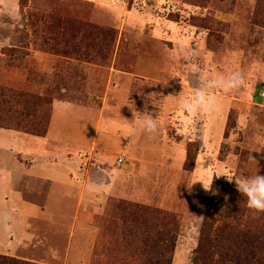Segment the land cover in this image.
<instances>
[{"label": "rangeland", "instance_id": "374dc122", "mask_svg": "<svg viewBox=\"0 0 264 264\" xmlns=\"http://www.w3.org/2000/svg\"><path fill=\"white\" fill-rule=\"evenodd\" d=\"M95 1L93 14L111 24L64 18L71 10L87 8L75 0H27L25 5L0 0V123L11 126L0 128V243L17 235L21 223L53 226L49 212L43 215L46 221L19 218L10 190L32 189L27 199L43 202L32 188L35 169L16 167L15 153L24 159L53 155V147L42 142L54 100L70 99L100 127L99 146L112 140L103 157L104 176H124L120 193L145 200L108 199L110 204L131 202L143 212L124 219L112 213L106 219L99 264H156L159 257L165 264L170 259L171 264H264V213L249 210L228 180L264 175V0ZM58 12L63 17L54 26ZM58 29L89 37L53 40ZM53 48L97 62L98 69L90 71L88 80L84 76L55 85ZM115 51L119 66L111 69ZM233 72L243 75L245 86L229 93L213 89L221 100L218 109L192 115L181 108L203 79ZM8 90L40 95L49 105L6 108ZM82 93L88 99L79 100ZM145 112L156 118L154 134L140 127ZM120 121L134 129L131 152L143 148L146 158L156 162L165 147L169 164H140L131 170L129 147L114 142ZM187 148L198 152L192 170L184 167ZM54 154L60 159L63 151ZM216 178L224 195L208 209L211 194L203 183L211 186ZM19 179L27 184L20 185ZM163 233L167 240L173 237L170 248Z\"/></svg>", "mask_w": 264, "mask_h": 264}, {"label": "crops", "instance_id": "0c3cea01", "mask_svg": "<svg viewBox=\"0 0 264 264\" xmlns=\"http://www.w3.org/2000/svg\"><path fill=\"white\" fill-rule=\"evenodd\" d=\"M75 1L83 2L87 8L71 10L64 18L72 17L81 22L100 25L109 23L107 19L100 20L96 14H93L91 8L96 6L95 0ZM126 4H128L127 1ZM62 13H59L57 18L54 16V26L61 23L59 19L63 17ZM80 33L81 35L73 34L67 30L58 29L57 32L53 31V40L89 37L83 35V32ZM70 51L66 48L58 50L53 48L50 61L51 64L53 63L55 85H58L57 82L60 80L71 78L82 81L84 76L88 80L90 71L98 69L94 64L97 62L84 60ZM113 54L116 57L111 62V69H114L117 64L119 66L118 53L115 51ZM77 71L81 72L78 78L73 73ZM81 97L79 100L84 101L87 95L82 93ZM74 102L76 101L70 99L54 100L53 118L42 142L53 147L51 149L53 155L40 152L44 154V158H41V155L39 158L38 155H34L30 159H24L21 153H15L16 167L20 166L25 170L35 169L36 175L33 179L36 184L32 188L36 193L40 192L38 194L43 198V202L37 203L26 197L33 193L32 189H26L27 193L22 189L12 188L10 194L14 201L12 197L11 199L16 203L19 218L46 221L48 219H44L43 215L49 212L53 226L33 225L35 227L33 228L31 225L21 223L17 235H8L7 239L1 241L0 254L36 264H99L98 262L102 261L99 249L103 247L106 239L105 221L113 213V206L108 199L114 197L129 201H145L135 196L125 197L120 193V185L123 184L120 177L123 179L124 176H104L102 173L103 157L109 155L107 148L112 140L109 139L104 146H99L100 127L96 128L92 123L90 119L92 116L89 117L86 108H81ZM116 125L122 126L114 142L129 147L127 159L132 161L131 170H135L134 168L140 164L150 166L169 164V155L162 152L164 146L159 151L160 158L156 162L146 158L147 152L143 148L137 153L131 152V146H134L131 143V136L135 135L134 129L124 128L126 124L123 121ZM55 151H63L62 158L59 159L54 154ZM91 164L96 165V168L91 167ZM24 182L27 184L26 181L19 179L20 185ZM65 211L70 215H65Z\"/></svg>", "mask_w": 264, "mask_h": 264}, {"label": "clouds", "instance_id": "9594fccd", "mask_svg": "<svg viewBox=\"0 0 264 264\" xmlns=\"http://www.w3.org/2000/svg\"><path fill=\"white\" fill-rule=\"evenodd\" d=\"M244 86L243 75L236 72L218 78H205L202 80L201 87L196 88L190 98L181 101V108L192 115L198 112L211 113L218 109L221 103L220 98L213 94V89H221L223 92L229 93L237 91ZM140 116L139 124L141 129L150 135L154 134L158 127L156 118H153L147 112L140 114ZM228 180L235 184L236 190L244 198L246 207L249 210L254 214L264 213V175H260L257 172L255 175L244 174L233 179L228 178ZM203 187L205 190L210 189V186H205L204 183ZM225 199L227 200L228 198L225 197Z\"/></svg>", "mask_w": 264, "mask_h": 264}, {"label": "trees", "instance_id": "16d2710c", "mask_svg": "<svg viewBox=\"0 0 264 264\" xmlns=\"http://www.w3.org/2000/svg\"><path fill=\"white\" fill-rule=\"evenodd\" d=\"M26 2H27V0H20L21 5H25ZM4 95H3V98H4ZM6 101H7V103L5 104L6 108L9 104H11V106L17 105V104L41 105V106H43V108L45 107V105L46 106L49 105V102L44 101V99H42L40 95H35L34 93L15 91V90H8V92L6 94ZM9 111H10V109H9ZM8 123L9 122H7V121L6 122L1 121L0 128L10 129L11 126ZM23 131H25V130H23ZM225 136L226 137L228 136L227 132L225 133ZM197 154H198L197 151L190 152L189 148H187L186 159L184 162V167L186 168V170H192L193 169ZM219 183H220V181L216 178V179H214V181L212 182V184L210 186L211 198L207 204L208 209H210L211 206L213 205L212 204L213 200H217V198L220 199L224 195L223 191L218 186ZM111 205L113 206V216L121 218V219H124V217L127 216L128 214L138 215L140 212H143V210L140 209V207H138L136 204H133L131 202L111 201ZM208 220H210V219H208ZM161 233L162 232H160V234ZM253 237H255V236H253ZM172 239H173V237L169 236V238L167 240L165 238V234H164L163 241H164L165 245L167 242L169 243V245H168L169 248L172 244ZM171 261H172L171 259L168 260V264H171ZM155 263L156 264H165L166 263L165 258L163 257V259L161 260L159 257V260H157ZM0 264H35V263L0 254Z\"/></svg>", "mask_w": 264, "mask_h": 264}, {"label": "built area", "instance_id": "2783aa9c", "mask_svg": "<svg viewBox=\"0 0 264 264\" xmlns=\"http://www.w3.org/2000/svg\"><path fill=\"white\" fill-rule=\"evenodd\" d=\"M117 161H118L119 163L124 162L123 157H119Z\"/></svg>", "mask_w": 264, "mask_h": 264}]
</instances>
